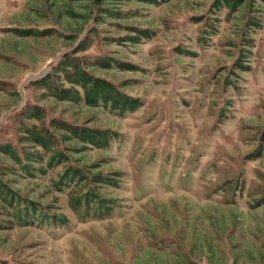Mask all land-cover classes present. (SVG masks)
<instances>
[{"label":"rangeland","instance_id":"1","mask_svg":"<svg viewBox=\"0 0 264 264\" xmlns=\"http://www.w3.org/2000/svg\"><path fill=\"white\" fill-rule=\"evenodd\" d=\"M0 264H264V0H0Z\"/></svg>","mask_w":264,"mask_h":264}]
</instances>
